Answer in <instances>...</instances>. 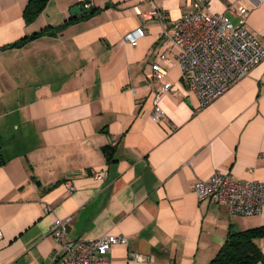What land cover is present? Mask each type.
Instances as JSON below:
<instances>
[{
	"label": "crops",
	"instance_id": "0c3cea01",
	"mask_svg": "<svg viewBox=\"0 0 264 264\" xmlns=\"http://www.w3.org/2000/svg\"><path fill=\"white\" fill-rule=\"evenodd\" d=\"M28 2L0 0V264H52L58 219L70 218L69 242L126 237L111 264H209L230 234L264 227V210L231 215L194 189L214 173L264 182V62L206 107L175 64L167 80L177 91L155 121L164 83L149 82L151 66L194 0H52L30 25ZM85 3L101 11L10 47ZM240 5L264 49V1L210 0L207 10L237 23L229 7ZM138 29L144 37L127 43ZM255 242L264 256V237Z\"/></svg>",
	"mask_w": 264,
	"mask_h": 264
},
{
	"label": "built area",
	"instance_id": "2783aa9c",
	"mask_svg": "<svg viewBox=\"0 0 264 264\" xmlns=\"http://www.w3.org/2000/svg\"><path fill=\"white\" fill-rule=\"evenodd\" d=\"M210 0H194L193 11L186 13L176 24L172 35L164 34V52L159 55L160 63H153L149 82H163L155 94L153 119L160 121L164 116L161 99L177 88L169 82V69L175 64L181 69V79L189 91L195 94L201 107H206L246 78L254 68L264 62V49L247 27L250 9L245 6H231L229 10L239 17L237 23L223 14L207 10ZM261 3L264 0H253ZM91 9L90 3H85ZM156 11L145 18H152ZM145 33L138 29L125 36V41L136 46ZM176 51L175 60L171 58ZM106 172L95 173L98 180ZM72 188L71 183L67 185ZM200 200L211 199L227 209L231 215L254 216L264 210V182L240 181L234 177L214 173L207 181H198L194 187ZM70 218L58 219L52 228V237L57 249L52 264H111L109 258L114 245L127 244V238L105 235L94 241L69 242L67 240ZM3 235L0 232V240ZM132 261H145L140 255L132 254Z\"/></svg>",
	"mask_w": 264,
	"mask_h": 264
},
{
	"label": "trees",
	"instance_id": "16d2710c",
	"mask_svg": "<svg viewBox=\"0 0 264 264\" xmlns=\"http://www.w3.org/2000/svg\"><path fill=\"white\" fill-rule=\"evenodd\" d=\"M52 0H29L25 7L23 17L27 25L34 23L45 11ZM92 13L84 18L97 15L101 10L91 8ZM78 18L65 21L58 27H47L31 36L21 39L10 47H22L34 40L44 36H56L63 32L68 26L77 22ZM110 147H105L103 153L110 160ZM264 237V227L248 230L245 232H234L230 234L227 243L219 252L218 256L209 264H257L264 260V256L257 246L255 240Z\"/></svg>",
	"mask_w": 264,
	"mask_h": 264
},
{
	"label": "water",
	"instance_id": "95a60500",
	"mask_svg": "<svg viewBox=\"0 0 264 264\" xmlns=\"http://www.w3.org/2000/svg\"><path fill=\"white\" fill-rule=\"evenodd\" d=\"M91 13H92V9H86L84 6H76L71 9L72 18H77L78 16H82V15L87 16L90 15Z\"/></svg>",
	"mask_w": 264,
	"mask_h": 264
}]
</instances>
